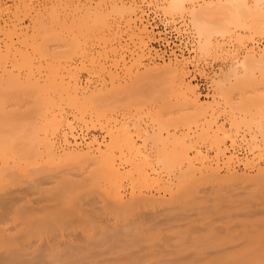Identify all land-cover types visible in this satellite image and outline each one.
Wrapping results in <instances>:
<instances>
[{"label":"bare ground","instance_id":"6f19581e","mask_svg":"<svg viewBox=\"0 0 264 264\" xmlns=\"http://www.w3.org/2000/svg\"><path fill=\"white\" fill-rule=\"evenodd\" d=\"M0 264H264V0H0Z\"/></svg>","mask_w":264,"mask_h":264},{"label":"rangeland","instance_id":"374dc122","mask_svg":"<svg viewBox=\"0 0 264 264\" xmlns=\"http://www.w3.org/2000/svg\"><path fill=\"white\" fill-rule=\"evenodd\" d=\"M152 16V15H151ZM157 17H156V26H155V32L156 33H165V31H164V29L165 28H167V30H166V35L163 37L165 40H167V43L169 44V46H167V43H165V40H162V41H160V42H152L151 43V47L155 50V51H157L158 53H160V54H164L165 56L167 55V54H169V52H170V49H173V50H179V51H177V54H181V52L180 51H182L183 53H185V55H187V53H188V51H187V47H185L186 45V42H187V38H186V35L183 33V32H180V33H176L175 31H174V28H179V30L182 28V27H180V26H182V23L179 21V20H175V22L173 21L172 22V24H174V23H177V27H174V25H171V26H169L170 24H171V20H170V22H168L169 23V25H167L168 27H165V23L166 22H164V18H163V16H162V13L160 12V13H157V15H156ZM162 19V20H161ZM163 22H164V24H163ZM173 26V27H172ZM179 26V27H178ZM170 27V28H169ZM181 31V30H180ZM188 46V48H189V45H187ZM176 47V48H175ZM178 48V49H177ZM221 61V62H220ZM222 63V64H221ZM202 65V66H201ZM223 66V62H222V60L221 59H215L214 57H210V58H207V59H205V61H203L202 60V62L200 63V68L202 69V68H205V69H202L203 71H205L204 73L206 74V76H199V75H196L195 76V78H194V84L195 85H197L198 86V90H199V92L201 93V95L204 97V96H207V95H211L212 94V87H209V86H211L210 84H211V81L209 80V74H211V73H213V72H215V71H217V69H220V67H222ZM207 72V73H206ZM208 74V75H207ZM208 76V77H207ZM208 78V79H207ZM148 81H150V80H148ZM147 81V82H148ZM149 83V82H148ZM145 84V83H144ZM147 84V83H146ZM144 85L145 87H141L140 89H139V91L141 92H143V91H150L151 89H149V87L151 86V84L153 85V82H150V85L148 86V85ZM148 86V87H147ZM156 86V85H155ZM142 88H143V90H142ZM154 87H152V89H153ZM156 88H157V86H156ZM153 89L152 91H150L151 93L152 92H155V91H157L158 89ZM146 89V90H145ZM155 90V91H154ZM211 90V91H210ZM148 91L146 92V93H148ZM144 92V93H145ZM209 92V93H208ZM259 93H260V91H259ZM149 94V93H148ZM207 94V95H206ZM261 94V93H260ZM226 116H224V117H222V118H225ZM97 133V132H96ZM98 134V133H97ZM240 149V152H238L239 154L241 153V154H244L245 152H246V147H240L239 148ZM245 151V152H244ZM240 154V155H241ZM256 157L259 155V153L258 152H256L255 154H254Z\"/></svg>","mask_w":264,"mask_h":264}]
</instances>
